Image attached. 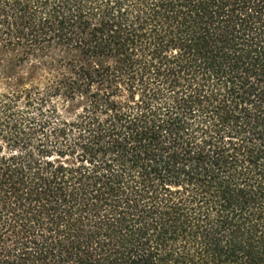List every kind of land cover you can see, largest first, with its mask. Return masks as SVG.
I'll return each instance as SVG.
<instances>
[{"label": "trees", "instance_id": "1", "mask_svg": "<svg viewBox=\"0 0 264 264\" xmlns=\"http://www.w3.org/2000/svg\"><path fill=\"white\" fill-rule=\"evenodd\" d=\"M0 264H264V0H0Z\"/></svg>", "mask_w": 264, "mask_h": 264}]
</instances>
